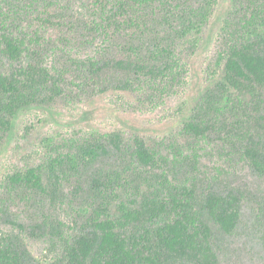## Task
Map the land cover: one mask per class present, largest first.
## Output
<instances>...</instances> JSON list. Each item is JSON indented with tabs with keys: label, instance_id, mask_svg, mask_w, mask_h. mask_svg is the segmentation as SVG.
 Here are the masks:
<instances>
[{
	"label": "trees",
	"instance_id": "16d2710c",
	"mask_svg": "<svg viewBox=\"0 0 264 264\" xmlns=\"http://www.w3.org/2000/svg\"><path fill=\"white\" fill-rule=\"evenodd\" d=\"M75 1L7 0L0 8V147L17 113L34 105L110 91L163 104L185 87L196 37L219 2L79 0L74 9ZM217 54L222 76L195 105L183 146L97 133L45 171L8 175L0 264H43L30 240L49 241L56 254L48 264H219L203 215L231 235L244 196L217 187L226 176L217 168L201 198L198 173L214 151L264 180V0H234ZM70 209L77 216L68 223L61 212Z\"/></svg>",
	"mask_w": 264,
	"mask_h": 264
},
{
	"label": "rangeland",
	"instance_id": "374dc122",
	"mask_svg": "<svg viewBox=\"0 0 264 264\" xmlns=\"http://www.w3.org/2000/svg\"><path fill=\"white\" fill-rule=\"evenodd\" d=\"M6 1L0 0V8ZM233 2L219 0L209 24L196 37V50L188 61L189 75L185 87L165 99L163 104L142 105L131 93L110 91L80 102L65 100L20 110L0 147V193L8 175L38 167L45 171L53 158L70 152L92 134L120 132L128 137L138 135L149 145L173 142L183 146L184 125L195 105L222 76L217 39L233 10ZM80 6L78 2L73 8ZM217 168L226 171L225 178L219 177L217 187L222 190L233 188L244 196L241 220L231 235L221 232L206 214L203 215L213 229L219 264H264V180L245 163L237 160L227 163L216 152L210 151L202 159L198 173L197 188L201 198L202 192L217 175ZM73 185H66L68 192ZM40 207L47 210L48 206L43 204ZM61 214L68 223L77 216L71 209L68 214ZM5 230L0 225V235ZM29 248L34 258L43 264H48L56 254L48 240H30Z\"/></svg>",
	"mask_w": 264,
	"mask_h": 264
}]
</instances>
